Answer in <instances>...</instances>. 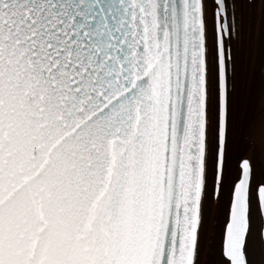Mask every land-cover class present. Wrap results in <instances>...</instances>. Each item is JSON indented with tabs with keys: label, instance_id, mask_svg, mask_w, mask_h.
<instances>
[{
	"label": "snow or ice",
	"instance_id": "snow-or-ice-1",
	"mask_svg": "<svg viewBox=\"0 0 264 264\" xmlns=\"http://www.w3.org/2000/svg\"><path fill=\"white\" fill-rule=\"evenodd\" d=\"M257 37L264 0H0V264H264Z\"/></svg>",
	"mask_w": 264,
	"mask_h": 264
},
{
	"label": "rangeland",
	"instance_id": "rangeland-1",
	"mask_svg": "<svg viewBox=\"0 0 264 264\" xmlns=\"http://www.w3.org/2000/svg\"><path fill=\"white\" fill-rule=\"evenodd\" d=\"M264 61V41L257 37L255 48V60L252 70L255 72V86L260 89L264 86V78L261 77L260 67ZM239 127V125H238ZM249 142L254 143L257 148L264 147V92L257 97L256 115L246 133Z\"/></svg>",
	"mask_w": 264,
	"mask_h": 264
},
{
	"label": "flooded vegetation",
	"instance_id": "flooded-vegetation-1",
	"mask_svg": "<svg viewBox=\"0 0 264 264\" xmlns=\"http://www.w3.org/2000/svg\"><path fill=\"white\" fill-rule=\"evenodd\" d=\"M263 63H264V61H263Z\"/></svg>",
	"mask_w": 264,
	"mask_h": 264
}]
</instances>
